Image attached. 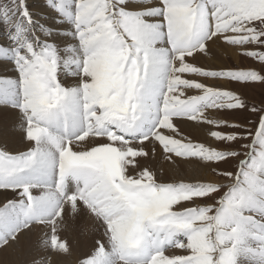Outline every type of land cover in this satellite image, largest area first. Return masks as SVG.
<instances>
[{
	"label": "snow or ice",
	"instance_id": "1",
	"mask_svg": "<svg viewBox=\"0 0 264 264\" xmlns=\"http://www.w3.org/2000/svg\"><path fill=\"white\" fill-rule=\"evenodd\" d=\"M41 7L50 14L41 15L44 23L26 0H0L8 41L0 60L17 74L0 79V104L17 110L31 142L21 153L0 150V190L18 197L0 207V247L47 225L46 246L69 253L57 235L67 205L101 230L82 264H264V115L254 132L211 119L209 110L249 106L186 78L264 84L255 70L189 62L222 41L262 49L244 54L264 65V0H43ZM174 120L234 130L210 131L225 145L214 148L193 143ZM145 142L169 160H235L236 170L213 169L228 183L162 182L139 166L149 157Z\"/></svg>",
	"mask_w": 264,
	"mask_h": 264
},
{
	"label": "bare ground",
	"instance_id": "2",
	"mask_svg": "<svg viewBox=\"0 0 264 264\" xmlns=\"http://www.w3.org/2000/svg\"><path fill=\"white\" fill-rule=\"evenodd\" d=\"M29 3L33 6L36 15L40 16V19L42 14L46 17L50 16V14L41 7V2L39 0H29ZM37 3L40 5H36ZM47 22L50 24L53 23L51 19H48ZM238 49L224 45L222 41H217L215 43L210 42L205 53H197L194 59L189 58V62L203 69L224 70L227 69L223 62L225 57L233 58L234 61H238ZM7 70L8 67L5 64H0V79H6L4 78L6 75L14 78L13 74H10V71ZM186 78L195 79L205 85L221 87L226 90L230 89L229 86L231 84L224 81L215 82L212 80H205L194 76ZM64 82L70 83L71 81L67 80ZM199 94V92L195 91H188L186 93V95ZM205 115L208 117L210 116L209 118H216L212 110L206 112ZM220 120H222V117ZM174 123L177 124L183 136L187 137L192 142L203 143L206 146L217 148V144L212 141L213 138L209 134L212 128L210 125L198 124L195 121L187 120H174ZM20 132H23V129L20 127L18 112L16 110L0 107V147L2 149L4 148V151L7 152L13 150L14 153L28 150L31 147V142H24L23 134ZM150 145V142H148V144L146 142L145 150L149 151V157L138 158L140 160L139 166L141 168L148 167L156 174L159 181L220 183V180L213 176L211 164L201 163L202 161L199 162L196 158H189L196 160H188L173 156L172 160H169L166 158V155L163 154V150L158 144L152 154V146ZM11 196V193L0 192V207L11 200ZM57 223V235L62 241H67L70 249L69 253H58L47 247L45 242L50 235V226L36 225L30 230L21 232L16 241H10L7 246L0 247V264H82L83 259L92 252L96 239L100 238L101 230L97 222L85 211L73 216L70 207L66 205L63 218L62 220H58Z\"/></svg>",
	"mask_w": 264,
	"mask_h": 264
},
{
	"label": "rangeland",
	"instance_id": "3",
	"mask_svg": "<svg viewBox=\"0 0 264 264\" xmlns=\"http://www.w3.org/2000/svg\"><path fill=\"white\" fill-rule=\"evenodd\" d=\"M39 1L41 2V4L43 3V0H39ZM26 2H27L29 11L32 12V14H33V18L36 19L39 23H44L45 21L40 19L39 15H36V12L34 11L33 6L31 5V3H29V0H26ZM36 5H40V4L37 3ZM48 24L51 25L49 22H48ZM3 32H4V26L0 25V44H5L6 45L8 43V41L3 39ZM223 43L224 42H222V44ZM224 45H227V44L224 43ZM227 46L235 48V49L239 48V47H236V46H230V45H227ZM239 49H238V55H239L238 61H234L233 58L225 57V59H227V60L224 59L223 62L225 63L227 69H224V70H245V71H247V70H255V71L260 72L261 74H264V65H262L259 62L253 60L252 58H249L247 55L244 54L246 51H249V50H258L259 51V50H262V49H253L251 47H249V48H239ZM223 57H224V55H223ZM0 64L1 65L5 64L8 67L7 71H10V74H13V76H14V78H13V77H10L9 75H6L4 78H6V79H10V78L11 79H15L16 78L17 74L14 71V66H13V64L10 61L0 60ZM204 69L205 70H211V69H207V68H204ZM196 78L205 79V78H202V77H196ZM205 80H210V79H205ZM229 83H231L230 86H229L230 87L229 91H232L235 94L239 95L241 97V99L244 100L249 107H248V109H244V110H241V111H233V112H216V111L212 110L214 115L216 116V118H214V119L218 118V120H220L221 117H222V120L228 121L229 123H239L241 125H244L245 128L251 129L254 132L256 130L257 126H258L260 117L262 115H264V84H261V83H250V84H247V85H242V84L235 83V82H229ZM189 91L190 92H194V90H189ZM195 92H197V91H195ZM2 105L3 104H0L1 108L3 107V108H7L9 110H15V109H12L8 105H3V106ZM253 107H255L258 111H255V112L251 111L250 109L253 108ZM211 119H213V118L211 117ZM210 127L213 128V129L211 128V131L212 130L213 131L214 130H219V131H222L224 133H228V132H231V131L234 130V129H231V128H220V129H217V128H214L211 125H210ZM20 133H22L23 137H24V132H20ZM23 140H24V142L26 141L25 139H23ZM212 141L215 144H217V148L223 149L225 147V145L215 141L214 139ZM249 142H250L249 140H246V141H241L240 143H249ZM240 143L234 144L232 146L233 150L241 151L242 149L240 147ZM147 144H148V142H147ZM150 146H152V145H150ZM157 149H158V147H157ZM0 150H4V148L2 149L0 147ZM9 153L17 154V153H14L13 150L11 152H9ZM19 153H21V152H19ZM152 154H153V152H152ZM163 154L166 155L164 152H163ZM241 158H243V157H241ZM181 159H185V158H181ZM187 159L188 160H196V159H189V158H187ZM199 162H201V161H199ZM201 163H203V162H201ZM236 163H237V161L232 160V161H230L228 163H221L219 165L211 164V166H212L211 169H212V172H213V176L215 178H218L220 180V183H228L229 181H227L226 179H224V178H222L220 176H217L214 173L213 169H216L217 171H233L234 172L236 170L235 169ZM0 192L11 193L12 194V196H11L12 199L11 200L18 199L17 195L15 193L11 192V191L0 190ZM209 202L210 201H203V203H209ZM3 205L1 207H3ZM40 226H43V225H40ZM169 254H171V253H169Z\"/></svg>",
	"mask_w": 264,
	"mask_h": 264
}]
</instances>
